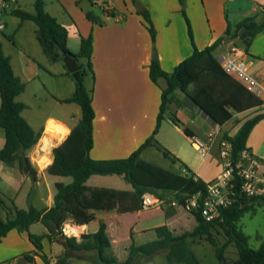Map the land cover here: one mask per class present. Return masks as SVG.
Here are the masks:
<instances>
[{
  "label": "crops",
  "instance_id": "0c3cea01",
  "mask_svg": "<svg viewBox=\"0 0 264 264\" xmlns=\"http://www.w3.org/2000/svg\"><path fill=\"white\" fill-rule=\"evenodd\" d=\"M35 2L36 0H14L11 3L10 11L4 16L6 29L0 32V41L5 55L11 59L15 74L22 78L26 86L25 92L16 98L26 106L21 115L36 133L41 134L38 143L26 152L37 172V179L33 181L31 174L21 169L18 160L0 161V193L10 206L15 204L19 209L25 210L29 206H34L47 210L54 204L56 184L71 183L67 182L66 177L51 176L48 169L54 161L53 150L60 146L79 124L81 110L75 103L62 102L74 96V80L63 61L53 62L47 57L36 36L38 26L11 13L13 9L18 8L33 13ZM45 2L44 9L49 16L68 28L70 32L68 46L72 53L77 54L80 51L81 37H88L90 34L93 37L94 73L88 72L84 81L87 90L92 91L96 116L91 158L106 160L128 157L155 130L161 105V89L167 84L164 78H160L155 85L150 78L149 66L154 59L153 49L156 48L160 65L167 73H172L181 61L193 53L179 0H45ZM137 3L144 4L145 10L150 11L157 30L154 45L143 18L138 14ZM259 6H264V0H187L186 11L192 24L196 47L204 49L222 40L213 52L215 58L221 62L223 57L236 53L245 62L248 72L262 87L259 94H248L237 82L225 77H223L225 81H221L211 74L214 92L222 98H230L238 109L230 108L232 117L222 125L214 122L186 93L181 90L174 92L166 118L162 121L155 139L163 148L185 163L197 177L206 179L205 182L214 181L223 170L222 164L216 162L215 174L208 175L207 169L214 158L208 160V166L205 157L210 156L215 148L221 153L224 144L227 143L223 139L224 134L233 136L238 133L248 120L242 117L243 114L264 113V30L251 41L248 49L239 37H234L238 26L247 18L254 16ZM88 13L93 20L87 18ZM228 27L231 28V37L226 35ZM81 62L86 63L85 60ZM193 89L191 86L190 92ZM257 100L260 102L259 105L256 104ZM173 116L180 124L172 119ZM51 124L62 127L66 133H57L49 137L46 131ZM186 128L191 136L186 134ZM211 133L212 139L209 137ZM194 139L203 140L208 144L209 150L205 156L193 152L197 151ZM5 141V133L0 128V150L4 147ZM40 143L49 156L45 160L42 158L41 164L38 162L43 156L42 150L39 149ZM247 147L253 156L264 162V119L254 126L247 138ZM154 151L161 152L156 144L143 152L142 159L151 162ZM46 161L47 165L43 167ZM173 165L180 170L179 164ZM179 170L177 172H181ZM117 177L120 176L94 175L89 177L86 185L91 189L106 188L119 192L134 190L130 183L122 177ZM49 178L52 180L51 183ZM158 210L157 215L155 211H151L150 215L137 210L98 211L95 212V220L90 224L69 223L78 228L77 238L80 240L82 234H95L99 225L104 222L112 239V247L107 253L117 257L119 264H123L127 259V250L132 239L142 238L141 235L150 229L168 225L175 234H180L191 232L197 226V222L195 226L192 222L194 228L191 231L178 232L177 228L172 227V223L179 214L168 216L164 209ZM159 214L165 216V219H160L152 225L140 226ZM191 216L190 214L192 221ZM0 217L4 220L8 218L7 212L1 208ZM29 232L42 236L47 230L39 222L33 224ZM197 240L198 238L190 240L192 250V246H199ZM64 247L61 239L53 236L51 241L44 240L42 252L54 264L56 257L65 251ZM34 250L28 233L13 229L0 243V264H30L22 256L33 254ZM80 255L85 258H75L79 263L93 264L87 259L91 256L87 252L82 251ZM33 256L35 264H44L39 256ZM163 258L165 259L164 255L156 254L153 259L161 261ZM136 260L144 264L146 262L140 258ZM71 263L77 264L74 259H71Z\"/></svg>",
  "mask_w": 264,
  "mask_h": 264
},
{
  "label": "trees",
  "instance_id": "16d2710c",
  "mask_svg": "<svg viewBox=\"0 0 264 264\" xmlns=\"http://www.w3.org/2000/svg\"><path fill=\"white\" fill-rule=\"evenodd\" d=\"M179 3L185 6L182 9V14L187 24L193 53L181 61L172 73H167L162 69L159 58L151 60L149 74L152 82L157 85L160 78H164L167 82L166 87L161 89V105L155 130L128 157L106 160H94L90 156L94 148L93 129L96 116L93 109L92 91L87 90L84 81L88 72L94 73L92 35L81 37L80 51L74 54L68 46L70 33L68 28L49 16L44 9L45 0H36L33 13L25 12L19 8L11 11L14 16L25 21H32L38 26L37 39L51 61L62 62L64 56L71 55L77 59L80 67L79 71L73 74L69 73L75 84L74 96L62 102L77 104L81 110V119L66 140L53 150L54 161L48 169L51 176L71 178V183L56 184L54 204L47 210L34 206H29L26 210L19 209L15 204L10 206L0 193V208L8 214L7 220L0 217V243L13 229L27 232L35 250L33 254H24L22 258L30 264H35L33 255L39 256L44 264H52L50 259L43 254L42 247L44 240L51 241L53 236L60 238L65 246V251L56 257L54 264H72V258H85L80 255L82 251L94 253V257L87 258L94 264H119L117 257L107 253L108 249L112 247V239L104 222L99 225L95 234H82L80 240L77 237H65L61 230L63 224L68 222H73L75 225L90 224L95 220V212L98 211L114 209H122L125 212L142 211V197L146 192L154 194L160 192L168 199L171 195L176 194V198L181 202V207L184 202L180 194L194 195L206 192V182L197 177L185 163L163 148L155 139L162 121L166 118L167 108L171 104L176 90L186 93L201 110L220 125L231 119L230 108L237 109L234 101L230 98H222L214 92L213 82L210 78L212 74L221 81H225L223 77L233 80L225 74L213 54L222 40H218L204 49H198L194 42L192 24L187 16V0H179ZM138 14L143 18L154 45L157 30L150 11L144 9ZM87 18L93 20L90 13L87 14ZM242 29L245 31L240 35ZM262 30H264V10H262V6H259V10L254 16L247 18L238 26L234 37H239L248 49L251 41ZM226 35L231 37L230 27H228ZM81 60H85L86 63H82ZM191 86L194 89L190 92ZM25 88V83L21 77L15 74L11 59L5 55L3 44L0 41V128L4 131L6 138L5 145L0 150V161L18 160L21 169L25 171L28 168L33 181H36L37 172L26 152L38 143L41 134L36 133L21 115L26 106L16 98L25 92ZM244 91L252 94L245 89ZM256 104L259 105L260 102L257 100ZM172 119L180 124L175 116ZM262 119H264V113L256 114L244 122L237 134L233 136L224 134L223 139L231 146V161L234 168L240 164L243 152H250L247 147V138L254 126ZM185 132L191 136L188 128L185 129ZM155 144L165 159H168L172 164L180 165L179 171L181 172L165 169L158 164L142 159L143 152ZM113 174L130 183L134 190L119 192L106 188L91 189L86 185L89 177ZM235 176L236 179L233 183L235 187H238L241 180L237 175ZM167 201L171 202V200ZM256 203L264 206V197L260 199L238 197L236 204L223 210L221 220L214 223L205 222L200 214L192 213L197 226L191 232L175 234L168 225L154 227L149 231L155 234V239L140 245H137L132 239L127 250V259L123 264H133L138 258L151 259L156 254L164 255L168 264H201L190 245L191 239L201 236H204L215 247L216 259L221 264H264V240L261 241L260 247L255 249L250 245L249 237L243 232V228L239 226L246 213L255 212ZM166 215L169 216V214ZM39 222L47 230V233L42 236L29 232L30 227ZM214 233L223 235L225 242L219 245L215 240ZM230 245L237 250V258L233 261H228L225 256Z\"/></svg>",
  "mask_w": 264,
  "mask_h": 264
},
{
  "label": "built area",
  "instance_id": "2783aa9c",
  "mask_svg": "<svg viewBox=\"0 0 264 264\" xmlns=\"http://www.w3.org/2000/svg\"><path fill=\"white\" fill-rule=\"evenodd\" d=\"M14 0H0V32L6 29L4 16L11 9V3ZM222 70L230 78L235 80L242 88L252 94H259L261 84L254 78L245 65V62L238 57L236 53H231L221 59L219 62ZM212 139L213 134H209ZM198 153L205 156L208 153L209 146L206 142L200 139L193 141ZM221 160L224 171L214 181L206 182V192L194 195L180 194L183 197L182 207L186 212L198 213L208 223H214L221 220L223 210L236 204L238 197L257 198L264 197V162L258 160L250 152L245 151L242 154V159L239 165L234 168L231 161V146L227 142L221 150ZM241 182L238 187H235L234 181L236 176ZM176 194L171 195L169 205L174 208L181 207V202L175 198ZM179 196V197H181ZM175 198V199H173ZM167 203V199L152 193L146 192L142 197V211L152 209H161ZM76 227L71 223L63 224L62 233L67 238L68 228ZM79 234H73L72 237H79ZM78 239V238H77Z\"/></svg>",
  "mask_w": 264,
  "mask_h": 264
},
{
  "label": "rangeland",
  "instance_id": "374dc122",
  "mask_svg": "<svg viewBox=\"0 0 264 264\" xmlns=\"http://www.w3.org/2000/svg\"><path fill=\"white\" fill-rule=\"evenodd\" d=\"M181 8L184 9L185 6L181 5ZM154 50H156V48L153 49V56H154ZM76 108H78V110H79V107L77 105H76ZM253 116H255V113H253V112H247V113L242 115V117L245 118V119L252 118ZM40 147H41V143H40ZM39 149H41L42 152H43V156L38 160V162L41 164L40 160L42 158H44V160H45L49 156L47 155V153L44 152L42 147L39 148ZM193 152L195 154H197V155L199 154L195 150H193ZM210 158L211 159L214 158L213 162H211V166H209V163H208V160ZM221 158H222L221 157V153H220V150L218 148H215L214 150H212V152L210 153V156L207 155L205 157V159L207 161L206 165L209 166L208 169H207L208 170L207 171L208 175L213 176L215 174V172H214V170H215L214 164L216 162L218 164H222ZM151 162H153L155 164H158V165L162 166L165 169H169V170L176 171V172L179 170L168 159H165L163 157V153L159 152V151H154V153L152 155ZM222 166H223V164H222ZM223 171H224V168H223L221 174L223 173ZM117 178H120V177H117ZM66 179H67V182L71 181L70 178L66 177ZM204 180H206V179H204ZM209 181H206V182H209ZM49 182L50 183L52 182L51 178H49ZM52 187H53V185H52ZM155 194L160 196V197H162V199L170 200V199H168V197H166L164 194H162L160 192H156ZM174 197L176 198V195ZM175 198H173V199H175ZM168 204H169V202L167 201V203H164V205L162 207L164 209L165 214H169V215L170 214H174V213L179 214V215H177L174 218L173 223H172V227H174L175 229L177 228L178 232L183 231V230L184 231H186V230L191 231L192 228H194V226L196 225V220L191 216V218H192V221H191L190 214L188 212H186L185 209H183L182 207L174 208V207H171ZM151 211H155L154 213L156 215H157V213H159V212H156V211H159L158 209H152L150 211H143V212L147 213L146 215H148ZM160 216L161 215L159 214V216H155L153 220H150L149 222H144L140 226L146 225V224L152 225V224H155L160 219L161 220L165 219V216H163V215L161 217ZM192 222H193L194 226L192 225ZM239 226L241 228H243V232L249 237L250 245L252 247H254L255 249H258L260 247V245H261V241L264 240V206L261 205L260 203H256L255 212L246 213L244 215V217L241 219V222L239 223ZM68 235L70 237L73 236V235H70V234H68ZM214 235H215V240L218 242L219 245H221L222 243L225 242V238H224L223 235L217 234V233H214ZM141 236H142L143 239L142 238H138V239L134 238V240H135L137 245H140V244H143L145 242H148L150 240L155 239V234L152 231H148L147 233L142 234ZM196 242L197 243L199 242L198 243L199 246L198 247L192 246V248L194 250V253L199 258L201 264H221L216 259V256H215L216 249H215V247L212 246L206 240V238L204 236L199 237ZM84 252H87L88 255H91L90 257H94V253L93 252L83 251V253ZM81 253L82 252H80V254ZM236 254H237L236 248H234L233 246L230 245L228 247V249H227V252L225 253V256L228 259V261H233V260H235L237 258ZM154 256L151 259H146V258L145 259L144 258H140V259H143L144 261L146 260L145 264H168L166 259L163 258L161 261H158V260L153 259ZM72 259H74L75 263H77V264H88V263H79L77 260H75V258H72ZM133 264H144V262H140V260H136V261H134Z\"/></svg>",
  "mask_w": 264,
  "mask_h": 264
},
{
  "label": "water",
  "instance_id": "95a60500",
  "mask_svg": "<svg viewBox=\"0 0 264 264\" xmlns=\"http://www.w3.org/2000/svg\"><path fill=\"white\" fill-rule=\"evenodd\" d=\"M137 9L139 12L143 11L145 9V6L141 3H137ZM262 10H264V6H262ZM245 29H242L240 31V35H242L244 33ZM154 59H157L158 58V53L156 50H154V56H153ZM63 63L65 65V67L67 68V70L73 74L77 71H79L80 67L78 65V61L75 57H71V55H67V56H64L63 57ZM25 172H29V169L26 168L25 169Z\"/></svg>",
  "mask_w": 264,
  "mask_h": 264
},
{
  "label": "bare ground",
  "instance_id": "6f19581e",
  "mask_svg": "<svg viewBox=\"0 0 264 264\" xmlns=\"http://www.w3.org/2000/svg\"><path fill=\"white\" fill-rule=\"evenodd\" d=\"M57 133H62L65 134L66 131L62 129V127L56 125V124H51L49 128H47L46 134L50 137V135H54ZM51 141V140H50ZM47 165V161L43 163V167ZM68 234L73 235V234H79L78 228L77 227H69L68 228Z\"/></svg>",
  "mask_w": 264,
  "mask_h": 264
}]
</instances>
